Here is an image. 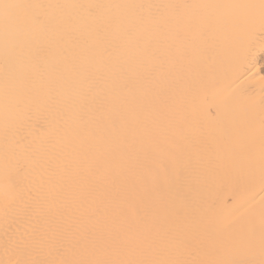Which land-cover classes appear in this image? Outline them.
Masks as SVG:
<instances>
[{
	"label": "bare ground",
	"instance_id": "bare-ground-1",
	"mask_svg": "<svg viewBox=\"0 0 264 264\" xmlns=\"http://www.w3.org/2000/svg\"><path fill=\"white\" fill-rule=\"evenodd\" d=\"M262 44L264 0H0V264H264Z\"/></svg>",
	"mask_w": 264,
	"mask_h": 264
},
{
	"label": "snow or ice",
	"instance_id": "snow-or-ice-1",
	"mask_svg": "<svg viewBox=\"0 0 264 264\" xmlns=\"http://www.w3.org/2000/svg\"><path fill=\"white\" fill-rule=\"evenodd\" d=\"M7 7V6H6ZM262 47H264V44H262Z\"/></svg>",
	"mask_w": 264,
	"mask_h": 264
}]
</instances>
